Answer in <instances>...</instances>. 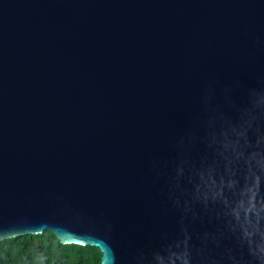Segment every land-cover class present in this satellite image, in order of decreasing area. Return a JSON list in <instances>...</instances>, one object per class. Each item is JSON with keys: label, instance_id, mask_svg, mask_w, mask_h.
<instances>
[{"label": "water", "instance_id": "water-1", "mask_svg": "<svg viewBox=\"0 0 264 264\" xmlns=\"http://www.w3.org/2000/svg\"><path fill=\"white\" fill-rule=\"evenodd\" d=\"M46 230L264 264V0H0V241Z\"/></svg>", "mask_w": 264, "mask_h": 264}, {"label": "trees", "instance_id": "trees-1", "mask_svg": "<svg viewBox=\"0 0 264 264\" xmlns=\"http://www.w3.org/2000/svg\"><path fill=\"white\" fill-rule=\"evenodd\" d=\"M100 259L98 248L61 244L48 230L0 241V264H100Z\"/></svg>", "mask_w": 264, "mask_h": 264}]
</instances>
